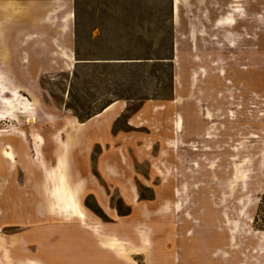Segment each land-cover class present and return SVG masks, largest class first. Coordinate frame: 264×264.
<instances>
[{
    "label": "rangeland",
    "instance_id": "374dc122",
    "mask_svg": "<svg viewBox=\"0 0 264 264\" xmlns=\"http://www.w3.org/2000/svg\"><path fill=\"white\" fill-rule=\"evenodd\" d=\"M53 1L0 0V264H264V0Z\"/></svg>",
    "mask_w": 264,
    "mask_h": 264
},
{
    "label": "bare ground",
    "instance_id": "6f19581e",
    "mask_svg": "<svg viewBox=\"0 0 264 264\" xmlns=\"http://www.w3.org/2000/svg\"><path fill=\"white\" fill-rule=\"evenodd\" d=\"M242 0H235V2H240ZM182 0H175V13L178 14V11L180 10V7L182 5ZM188 3V0L185 1V4ZM51 7H54L57 11H65V8H68V4H65L64 2L60 1V0H56L53 1L49 4ZM1 9H7L6 6H0ZM235 12H241L242 9L237 8L236 10H234ZM234 15L229 14L228 16H224L223 21L219 22L217 27H229V28H234L237 25L236 22V18L233 17ZM74 17V15L71 13L69 14V16L63 20V24L66 23L68 21V19H72ZM64 29L66 30L67 27H64ZM1 41V40H0ZM3 79L0 77V82H2ZM114 105H111L109 108L106 109L105 112H109L113 109ZM181 123L182 120L179 119L178 123H177V127L180 128L181 127ZM7 131L3 130L0 131V133H6ZM2 156L10 161L11 163H15L16 161V155L13 151V149H8L6 151H4L2 153ZM41 163V162H40ZM68 175V174H67ZM70 179L71 177L68 176ZM63 181V180H62ZM76 190H71L68 186V184H66V182L63 181V185L60 187H56V189L53 192V201H51L50 203V207L52 209H58L60 210L62 213L64 214H74L76 216H78L80 219L85 220L86 219V215L84 213V211L81 209L79 200L77 198V194L80 193V184H78L75 188ZM117 245V256L120 258H123L126 256V251L123 247V245H121V241L116 240V242L114 243ZM119 244V246H118Z\"/></svg>",
    "mask_w": 264,
    "mask_h": 264
},
{
    "label": "crops",
    "instance_id": "0c3cea01",
    "mask_svg": "<svg viewBox=\"0 0 264 264\" xmlns=\"http://www.w3.org/2000/svg\"><path fill=\"white\" fill-rule=\"evenodd\" d=\"M189 2H190V0H188V3H187V5H189V6L186 5V7H185V8H182V9L188 11V10H192V9L195 7V6L193 5V3L190 4ZM198 5H200V3H198ZM2 6H6L7 8L9 7L8 4H3ZM173 8H174V19H175V22H176V19H177L176 15H177V14L175 13V2H174V4H173ZM198 8H199V6H198ZM214 11H216V10H214ZM206 12L209 13L208 11H206ZM214 14L217 16V11H216V13H214ZM203 15H204V14H203ZM200 18H201L203 21H205V22L207 21V24H208V23H211V24H212V27H214V28L216 29L218 23L221 22V21H223L224 16L219 15V16H217V17H214L213 14L209 13V14H207L206 16H200ZM12 19H14V17H10V19H9L8 17H4V18L0 19V25L7 26V25H8L7 23H9L10 20H12ZM5 31H6V30H5ZM5 31H3L2 34H4ZM213 31H215V30H213ZM35 39H36V36H34V35H25V40H26V41H33V40H35Z\"/></svg>",
    "mask_w": 264,
    "mask_h": 264
},
{
    "label": "trees",
    "instance_id": "16d2710c",
    "mask_svg": "<svg viewBox=\"0 0 264 264\" xmlns=\"http://www.w3.org/2000/svg\"><path fill=\"white\" fill-rule=\"evenodd\" d=\"M172 8H173V6H172ZM173 49H174V44L172 43V51H173ZM148 57L144 58V59L151 60V58H148ZM253 225H254V228L256 230L264 232V193L262 195H260V202H259V205L257 207V211H256V214L254 217Z\"/></svg>",
    "mask_w": 264,
    "mask_h": 264
}]
</instances>
